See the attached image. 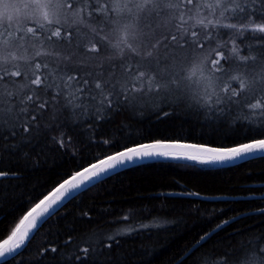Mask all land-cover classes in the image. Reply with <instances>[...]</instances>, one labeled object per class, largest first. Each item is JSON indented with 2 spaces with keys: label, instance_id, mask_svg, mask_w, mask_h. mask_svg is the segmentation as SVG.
Returning <instances> with one entry per match:
<instances>
[{
  "label": "snow or ice",
  "instance_id": "6c2138e0",
  "mask_svg": "<svg viewBox=\"0 0 264 264\" xmlns=\"http://www.w3.org/2000/svg\"><path fill=\"white\" fill-rule=\"evenodd\" d=\"M77 17L78 24L87 20L100 26H66L69 20L76 22ZM222 33L229 40L224 41ZM246 36L256 43H246ZM238 39L242 47L237 46ZM37 44L39 50H35ZM47 45L64 47H53L49 52ZM21 51H34V55L25 60L19 55ZM106 53L112 55L97 69L94 62ZM19 61L30 67V73L24 74L28 84L13 91L7 86L17 88L13 78L22 76ZM158 95L175 102L168 105L173 111L163 112L160 118L186 108L228 126L241 119L238 112L244 113L243 119L251 117L264 124V0H0V161L5 159V153L17 161H30L31 150L43 144V152L49 141L53 148H64L63 134L59 139L49 134L74 125L68 118L59 123L49 120L53 106L57 116L83 114L86 101L91 120L108 122L116 113L134 111L142 101ZM46 120L48 123H44ZM123 129L124 125H120L112 130L113 137L117 132L123 136ZM67 143H72L71 138ZM121 146L123 151L104 159L88 154L89 161H97L88 167L83 166V157L78 158L81 171L69 179L58 174L59 179L54 181L58 186L47 195H43L46 189H40L21 201L26 206L33 199L39 200L0 243L3 262L6 264L8 256L14 259L19 255V250L34 238L33 230L47 223L69 196L75 198L74 192L110 170L151 156H172L203 164L234 160L264 152V139L227 149L161 141ZM8 176V171L0 170V178ZM12 176L23 179L15 173ZM8 190V185L0 184V200L7 199ZM41 195L43 199H39ZM257 211L264 214V209ZM227 223L217 225L201 240L206 241ZM78 251L87 254L89 249ZM103 264H121V260L106 258ZM192 264H264V234L237 247L229 245L202 254Z\"/></svg>",
  "mask_w": 264,
  "mask_h": 264
},
{
  "label": "trees",
  "instance_id": "16d2710c",
  "mask_svg": "<svg viewBox=\"0 0 264 264\" xmlns=\"http://www.w3.org/2000/svg\"><path fill=\"white\" fill-rule=\"evenodd\" d=\"M78 21L79 17L76 22L69 20L66 26L83 28L86 25L89 29L100 26L87 20L82 24ZM222 36L224 41L229 40L228 35L222 33ZM245 42L256 43L248 36ZM237 46L242 47L239 39ZM53 47L64 46L47 45L46 50L51 52ZM39 48L37 44L35 50ZM20 55L28 60L34 51H21ZM111 55L102 54L94 66L99 69ZM18 63L22 76L13 78L17 88L7 86L13 91L28 84L24 74L30 73L29 65L24 61ZM9 70L14 69L9 67ZM169 103L175 104L171 97L153 96L142 101L134 111L116 113L108 122L91 120L86 101L83 114L70 112L57 116L53 106L49 120L59 123L68 118L69 124L74 125L49 134L58 139L63 134L64 148H53L49 141L43 152L40 151L43 144L31 150L30 161H17L16 157L9 158L8 153L0 161V170L9 172L8 177L0 178V184L8 185L9 189L5 192L7 199L0 200V243L39 200L33 199L26 206L21 201L40 189H46L43 192L46 195L58 185L54 181L59 176L67 179L80 170L78 158H84V167L95 162L88 160L90 153L102 159L124 149L121 145L125 143L131 147L151 141H174L230 148L264 139V135L258 134L264 132V124L251 117L243 119L242 112L236 114L241 119L231 126L207 120L203 114L197 115L186 108H178V114L160 118L163 112L173 111ZM120 125H124L123 136L117 132L113 137L112 130ZM69 138L72 143H67ZM113 139L115 144L97 143ZM67 170L71 171L65 174ZM13 173L23 179L17 180ZM13 186H16L14 190ZM248 195L255 197L245 198ZM74 197L47 223L35 229L27 247H22L14 259H7L6 264H103L106 258L115 261L117 257L121 264H192L202 254L229 245L237 247L255 235L264 234V214L257 211L264 209V155L224 166L157 158L118 170ZM224 221L228 223L222 230L216 229L206 241L201 240ZM51 248L57 251H45ZM84 248L89 249L87 254L78 251ZM186 248L187 255H184ZM101 252L103 255H97ZM77 255L81 256L80 260L75 259Z\"/></svg>",
  "mask_w": 264,
  "mask_h": 264
},
{
  "label": "water",
  "instance_id": "95a60500",
  "mask_svg": "<svg viewBox=\"0 0 264 264\" xmlns=\"http://www.w3.org/2000/svg\"><path fill=\"white\" fill-rule=\"evenodd\" d=\"M156 141H151V142H147V143H142V144H153V143H155ZM161 142H163V143H165V144H176V143H178V144H187V145H197V146H204V147H208V148H214V149H227V148H218V147H212V146H207V145H202V144H197V143H187V142H174V141H161ZM253 142V141H252ZM252 142H249V143H252ZM246 144H248V143H246ZM136 146H138V145H135V146H131V147H136ZM240 145H238V146H234V147H239ZM234 147H231V148H234ZM124 149H122V150H120V151H123ZM160 151H173V152H182V151H189V152H191L192 150L191 149H160ZM259 155H264V152H256V153H249V154H247V155H245V156H243V157H237V158H235L234 160H229V161H224V162H219V163H213L212 165H215V166H224V165H231V164H235V163H238V162H240V161H243V160H245V159H248V158H251V157H254V156H259ZM105 158V157H104ZM104 158H102V159H104ZM157 158H174V157H172V156H151V157H142V158H140V159H136L134 162H129V163H127L126 164V166H122V167H117L116 169H115V171H112V170H110L108 173H107V175L106 176H108V175H110V174H112V173H115V172H117L118 170H121V169H123V168H126V167H129V166H131V165H135V164H139V163H142V162H145V161H149V160H153V159H157ZM198 162V161H197ZM93 163H97V161H95V162H93ZM89 165H87L86 167H88ZM82 169H80L79 171H81ZM105 175H101V177L97 180V179H93V181L91 182V183H86L84 186H82L81 187V189L80 190H78L77 192H74L73 193V196L75 195V194H77L79 191H81L82 189H84L85 187H88V186H90L91 184H93V183H95V182H97V181H99L100 179H102V178H104V177H106ZM70 178V176L67 178V179H69ZM62 183V182H61ZM58 186V185H57ZM56 186V187H57ZM54 189V188H53ZM52 189V190H53ZM51 190V191H52ZM51 191H49V192H51ZM48 192V193H49ZM47 193V194H48ZM46 194V195H47ZM72 196H69L68 197V199L67 200H65L64 201V203L65 202H67L70 198H71ZM42 199H43V197H42ZM39 202V201H38ZM37 202V203H38ZM35 230V229H34ZM33 230V231H34ZM12 256H8V258L7 259H9V258H11ZM3 261V258H0V262H2Z\"/></svg>",
  "mask_w": 264,
  "mask_h": 264
},
{
  "label": "bare ground",
  "instance_id": "6f19581e",
  "mask_svg": "<svg viewBox=\"0 0 264 264\" xmlns=\"http://www.w3.org/2000/svg\"><path fill=\"white\" fill-rule=\"evenodd\" d=\"M234 147V146H233ZM231 148V147H230ZM261 155H259V156H254V157H260ZM253 158V157H252ZM150 161V160H149ZM146 162V161H145ZM86 167V166H85ZM79 171V170H78ZM255 196H252V195H248V196H246L245 198H247V199H250V198H254Z\"/></svg>",
  "mask_w": 264,
  "mask_h": 264
},
{
  "label": "rangeland",
  "instance_id": "374dc122",
  "mask_svg": "<svg viewBox=\"0 0 264 264\" xmlns=\"http://www.w3.org/2000/svg\"><path fill=\"white\" fill-rule=\"evenodd\" d=\"M76 19H78V17H77ZM213 46H214V45H213ZM19 55H20V53H19Z\"/></svg>",
  "mask_w": 264,
  "mask_h": 264
}]
</instances>
